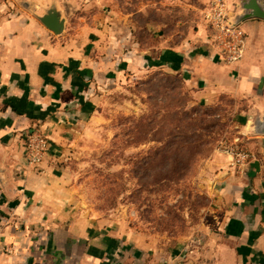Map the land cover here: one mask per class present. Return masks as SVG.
Segmentation results:
<instances>
[{
  "label": "crops",
  "instance_id": "0c3cea01",
  "mask_svg": "<svg viewBox=\"0 0 264 264\" xmlns=\"http://www.w3.org/2000/svg\"><path fill=\"white\" fill-rule=\"evenodd\" d=\"M67 1L78 10L55 36L0 0V264H264V137L244 132L254 159L237 174L228 165L219 170L209 224L167 245L91 214L61 165L65 147L88 128L99 92L121 71L158 67L199 92L231 93L247 102L241 119L255 103L264 108V21L240 26L243 55L227 64L200 30L170 44L150 29L154 40L145 46L137 27L115 14L116 0ZM34 125L48 137L41 173L28 167L22 145Z\"/></svg>",
  "mask_w": 264,
  "mask_h": 264
},
{
  "label": "rangeland",
  "instance_id": "374dc122",
  "mask_svg": "<svg viewBox=\"0 0 264 264\" xmlns=\"http://www.w3.org/2000/svg\"><path fill=\"white\" fill-rule=\"evenodd\" d=\"M115 6L145 46L153 29L170 44L200 30L222 53L229 33L220 34L215 24L222 20L228 29L234 11L231 0H116ZM98 97L88 128L61 158L79 204L150 243L174 244L206 228L209 188L227 168L217 144L245 134L246 100L199 92L158 67L121 71Z\"/></svg>",
  "mask_w": 264,
  "mask_h": 264
},
{
  "label": "built area",
  "instance_id": "2783aa9c",
  "mask_svg": "<svg viewBox=\"0 0 264 264\" xmlns=\"http://www.w3.org/2000/svg\"><path fill=\"white\" fill-rule=\"evenodd\" d=\"M215 25L220 34H223V31L229 33L226 47L223 50L224 53H222L225 63L237 62L244 52L240 27L229 31L225 29L222 20H218ZM220 38V35H216L214 41L221 44L222 40ZM22 145L28 167L39 173L43 172V166L47 162L48 155V137L44 129L41 126L34 125L31 129L25 130L22 136ZM217 147L226 158L227 165L234 174L241 172L254 159V154L247 143L246 134L223 137L218 141Z\"/></svg>",
  "mask_w": 264,
  "mask_h": 264
},
{
  "label": "water",
  "instance_id": "95a60500",
  "mask_svg": "<svg viewBox=\"0 0 264 264\" xmlns=\"http://www.w3.org/2000/svg\"><path fill=\"white\" fill-rule=\"evenodd\" d=\"M11 1L55 36H61L64 33L67 19L78 10L76 5L67 0ZM231 1L234 11L226 21V27L229 30L240 27L249 20L264 21V0ZM245 133L251 137H264V108H259L258 103L252 107V113L245 124Z\"/></svg>",
  "mask_w": 264,
  "mask_h": 264
}]
</instances>
